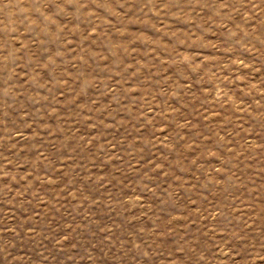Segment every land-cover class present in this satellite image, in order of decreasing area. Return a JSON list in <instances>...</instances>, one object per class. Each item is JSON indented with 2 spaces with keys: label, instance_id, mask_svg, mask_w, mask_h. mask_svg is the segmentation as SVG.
<instances>
[{
  "label": "rangeland",
  "instance_id": "obj_1",
  "mask_svg": "<svg viewBox=\"0 0 264 264\" xmlns=\"http://www.w3.org/2000/svg\"><path fill=\"white\" fill-rule=\"evenodd\" d=\"M0 264H264V0H0Z\"/></svg>",
  "mask_w": 264,
  "mask_h": 264
}]
</instances>
